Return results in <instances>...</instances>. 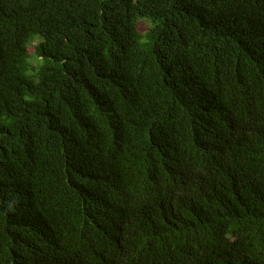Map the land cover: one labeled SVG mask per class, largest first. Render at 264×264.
I'll return each instance as SVG.
<instances>
[{
	"label": "trees",
	"instance_id": "1",
	"mask_svg": "<svg viewBox=\"0 0 264 264\" xmlns=\"http://www.w3.org/2000/svg\"><path fill=\"white\" fill-rule=\"evenodd\" d=\"M0 264H264V0H0Z\"/></svg>",
	"mask_w": 264,
	"mask_h": 264
},
{
	"label": "rangeland",
	"instance_id": "2",
	"mask_svg": "<svg viewBox=\"0 0 264 264\" xmlns=\"http://www.w3.org/2000/svg\"><path fill=\"white\" fill-rule=\"evenodd\" d=\"M140 27L143 29V30H146V25H145V22H142L140 24ZM35 45V42L28 48L29 52H33L34 51V46Z\"/></svg>",
	"mask_w": 264,
	"mask_h": 264
}]
</instances>
